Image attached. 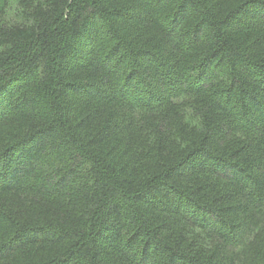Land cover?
Returning a JSON list of instances; mask_svg holds the SVG:
<instances>
[{
  "label": "trees",
  "instance_id": "obj_1",
  "mask_svg": "<svg viewBox=\"0 0 264 264\" xmlns=\"http://www.w3.org/2000/svg\"><path fill=\"white\" fill-rule=\"evenodd\" d=\"M0 264H264V0H3Z\"/></svg>",
  "mask_w": 264,
  "mask_h": 264
},
{
  "label": "rangeland",
  "instance_id": "obj_2",
  "mask_svg": "<svg viewBox=\"0 0 264 264\" xmlns=\"http://www.w3.org/2000/svg\"><path fill=\"white\" fill-rule=\"evenodd\" d=\"M3 0H0V4L2 3Z\"/></svg>",
  "mask_w": 264,
  "mask_h": 264
}]
</instances>
